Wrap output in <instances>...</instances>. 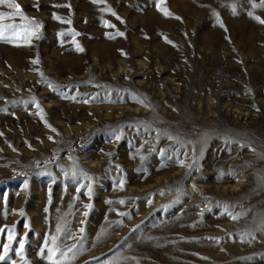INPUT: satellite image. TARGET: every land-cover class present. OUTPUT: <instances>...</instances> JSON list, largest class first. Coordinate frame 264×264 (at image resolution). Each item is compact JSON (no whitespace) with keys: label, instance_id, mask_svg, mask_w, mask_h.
<instances>
[{"label":"rangeland","instance_id":"1","mask_svg":"<svg viewBox=\"0 0 264 264\" xmlns=\"http://www.w3.org/2000/svg\"><path fill=\"white\" fill-rule=\"evenodd\" d=\"M261 21L264 0L0 3V264H264Z\"/></svg>","mask_w":264,"mask_h":264},{"label":"snow or ice","instance_id":"2","mask_svg":"<svg viewBox=\"0 0 264 264\" xmlns=\"http://www.w3.org/2000/svg\"><path fill=\"white\" fill-rule=\"evenodd\" d=\"M4 0H0V3H3ZM9 7H15L17 9H19V5H13V4H9ZM262 23H264V21H261ZM5 257L0 256V260H3Z\"/></svg>","mask_w":264,"mask_h":264}]
</instances>
